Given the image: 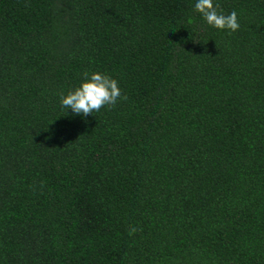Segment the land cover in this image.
<instances>
[{"label":"trees","instance_id":"obj_1","mask_svg":"<svg viewBox=\"0 0 264 264\" xmlns=\"http://www.w3.org/2000/svg\"><path fill=\"white\" fill-rule=\"evenodd\" d=\"M217 3L237 31L194 0H0V264H264V0ZM85 71L124 98L62 110Z\"/></svg>","mask_w":264,"mask_h":264},{"label":"clouds","instance_id":"obj_2","mask_svg":"<svg viewBox=\"0 0 264 264\" xmlns=\"http://www.w3.org/2000/svg\"><path fill=\"white\" fill-rule=\"evenodd\" d=\"M193 10L212 28L235 32L240 27L237 12L225 14L217 0H194ZM123 98L118 81L113 76L101 71H85L75 86L60 94L59 107L86 118L102 107L115 106L118 99ZM136 231L135 227L128 230L129 235Z\"/></svg>","mask_w":264,"mask_h":264}]
</instances>
